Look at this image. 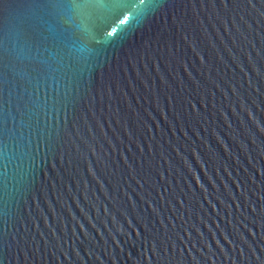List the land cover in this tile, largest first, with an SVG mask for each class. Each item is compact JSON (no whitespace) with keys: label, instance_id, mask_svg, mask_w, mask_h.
<instances>
[{"label":"water","instance_id":"95a60500","mask_svg":"<svg viewBox=\"0 0 264 264\" xmlns=\"http://www.w3.org/2000/svg\"><path fill=\"white\" fill-rule=\"evenodd\" d=\"M0 264H264V0H0Z\"/></svg>","mask_w":264,"mask_h":264}]
</instances>
